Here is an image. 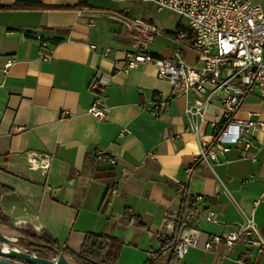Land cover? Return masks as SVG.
Returning <instances> with one entry per match:
<instances>
[{
	"label": "crops",
	"instance_id": "0c3cea01",
	"mask_svg": "<svg viewBox=\"0 0 264 264\" xmlns=\"http://www.w3.org/2000/svg\"><path fill=\"white\" fill-rule=\"evenodd\" d=\"M40 1L72 6L80 0ZM82 1L85 5L69 9L0 8V232L46 234L74 252L86 234L104 233L121 242L116 264H143L153 252L160 253L156 264H264L256 248L242 243H221L213 252L190 247L179 258L161 242L174 234L165 225L167 211L177 215L178 233L193 215L216 214L217 222H198L200 246L238 227L245 215H253L264 239V127L247 155L235 145L212 167L197 160L198 141L186 129L188 98H172L153 116L141 104L156 91L170 94V83L149 63L114 69L137 51L161 58L180 51L186 63H194V52L178 36L180 18L141 0ZM37 33L49 40L47 60ZM105 47L111 48L108 57L100 54ZM8 58L13 63L4 69ZM97 74L107 80L99 92L111 107L101 120L88 113L97 94L89 85ZM236 116L264 124V102L249 96ZM98 149L115 162L98 157ZM31 153L49 156L48 168L31 169ZM197 196L201 199L190 206ZM184 198L189 207L179 221Z\"/></svg>",
	"mask_w": 264,
	"mask_h": 264
},
{
	"label": "built area",
	"instance_id": "2783aa9c",
	"mask_svg": "<svg viewBox=\"0 0 264 264\" xmlns=\"http://www.w3.org/2000/svg\"><path fill=\"white\" fill-rule=\"evenodd\" d=\"M151 4L157 11L170 10L180 18V26L189 31L180 30L178 36L184 38L188 32L193 42L189 48L195 54V62L186 63L181 52H175L174 58H161L148 52H128L123 59L115 63L114 69L130 71L140 64L149 63L156 68V75L171 85V92L165 95L156 91L146 104L153 116H159L172 98H188L184 114L188 120L186 129L195 135L199 152L196 159L212 167L220 154L230 146L241 145L242 154L247 155L253 146L257 131L264 124L253 118L236 116L243 101L254 96L264 102V9L252 0H141ZM153 29L150 25L146 26ZM34 38L47 49L42 55L50 58V44L37 33ZM98 50L96 45H91ZM110 47L100 50L108 57ZM13 63L8 58L4 69ZM107 80L97 74L90 82L89 89L97 94L88 109L96 119H104L111 107L104 104L100 96L101 87ZM99 92V93H98ZM96 155L109 163L114 158L98 149ZM51 158L47 155L31 153L27 162L31 169L46 170ZM191 168H188L190 171ZM220 185H223L220 182ZM113 194L117 193L112 188ZM201 196L190 200L194 207ZM257 203V201H256ZM192 223L184 226L178 233L174 249L175 256L182 257L190 247L213 252L212 247L225 244L228 247L242 243L256 248L264 256V239L253 215H245L238 227L211 235L200 246L198 240L200 220L217 222L212 211H202L193 215ZM166 226L175 232L177 215L172 211L165 214ZM173 236V235H172Z\"/></svg>",
	"mask_w": 264,
	"mask_h": 264
},
{
	"label": "trees",
	"instance_id": "16d2710c",
	"mask_svg": "<svg viewBox=\"0 0 264 264\" xmlns=\"http://www.w3.org/2000/svg\"><path fill=\"white\" fill-rule=\"evenodd\" d=\"M85 5V2L80 0L75 5H50L41 2L40 0H15L10 5H2L0 4V8H7V9H69V8H79L80 6ZM182 30L189 31L187 29L182 28ZM43 39L49 41L48 39ZM187 43L190 45L193 42V37L190 32L188 35L184 37ZM186 198L182 200V205L179 214V221L185 219V215L187 213L189 205H186ZM179 223H176V228L173 236L171 238L162 237L161 242L163 243V248L169 249L171 254L175 256L174 249L176 245V240L179 231ZM14 236H24L25 240H19L18 243L22 245L29 246L32 248L35 254L40 257L46 258L45 251H50L53 254L55 252L48 247H42L39 245H33L32 243L28 242L29 240L44 243L47 245L52 246L56 250H59L64 254L66 259L70 264H116V259L118 255V251L121 247V242L113 237L108 236L104 233H88L85 236V239L77 252L61 249L60 245L49 235L43 234L40 237L34 236H25L23 232L19 230H14ZM158 252H153L151 258L147 259L143 264H156L157 258L159 257ZM56 255V254H55Z\"/></svg>",
	"mask_w": 264,
	"mask_h": 264
},
{
	"label": "water",
	"instance_id": "95a60500",
	"mask_svg": "<svg viewBox=\"0 0 264 264\" xmlns=\"http://www.w3.org/2000/svg\"><path fill=\"white\" fill-rule=\"evenodd\" d=\"M24 236L8 237L0 232V264H70L64 254L56 250L50 245L38 243L28 239L33 245L48 247L55 252L54 258H43L35 254L33 251L19 248L17 243L19 240H25Z\"/></svg>",
	"mask_w": 264,
	"mask_h": 264
},
{
	"label": "rangeland",
	"instance_id": "374dc122",
	"mask_svg": "<svg viewBox=\"0 0 264 264\" xmlns=\"http://www.w3.org/2000/svg\"><path fill=\"white\" fill-rule=\"evenodd\" d=\"M252 1L259 4L264 9V0H252Z\"/></svg>",
	"mask_w": 264,
	"mask_h": 264
}]
</instances>
